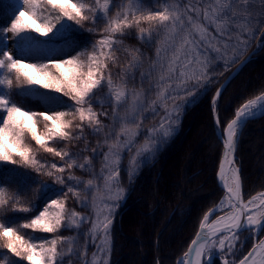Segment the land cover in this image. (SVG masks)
<instances>
[{
	"label": "snow or ice",
	"instance_id": "snow-or-ice-1",
	"mask_svg": "<svg viewBox=\"0 0 264 264\" xmlns=\"http://www.w3.org/2000/svg\"><path fill=\"white\" fill-rule=\"evenodd\" d=\"M257 3L260 10L250 7ZM12 15L10 27H0V162L53 177L63 188L24 222L0 220V250H7L0 264H15L13 258L26 264H65L66 257H76L81 264H109L113 214L127 194L120 178L125 151L135 149L125 168L131 183L140 164H146L158 145L174 133L182 106L177 100L189 102L187 98L194 97L196 89L211 82L209 70L214 64L223 62L228 67L257 32L264 34V0H153L151 6L145 0H19ZM61 21H74L81 27L89 23L92 27L86 31L100 33V38L90 50L85 47L75 55L49 57L41 63H28L23 55L18 58L7 50L8 32L26 43L33 38L21 34L47 36ZM133 30L141 43L153 47L152 57L125 43ZM21 42L18 46L23 48ZM118 52L125 57L123 62ZM113 68L118 71L114 73ZM137 73L138 86L133 83ZM14 85H40L62 93L74 104L67 111L28 110L12 99ZM20 94L30 96L31 92ZM219 96L217 90L214 106ZM258 112H264V92L243 103L220 129L223 153L217 179L224 196L202 217L192 246L177 264H206L205 256L210 264L214 249L234 255L240 232L258 236L264 230V191L245 200L235 156L243 126ZM146 113L160 118L147 128L145 142L138 147ZM219 124L217 114V127ZM85 129L102 137L95 147L89 146ZM81 140L84 146L77 151L68 147ZM57 143L63 146H54ZM41 152L58 160L41 159ZM88 152L92 155H85ZM100 157L97 172L93 160ZM75 170L88 178L77 176ZM69 194L91 215L70 209ZM9 208L19 213L33 211L19 194L10 195L0 186V214ZM213 215L215 219H210ZM89 221L91 226L83 233L89 239L82 245L80 229ZM61 229L75 234L59 235ZM22 230H31L33 235L26 237ZM38 232L52 235L37 237ZM89 244L96 248L90 260ZM222 264L237 261L225 258ZM239 264H264V239H258Z\"/></svg>",
	"mask_w": 264,
	"mask_h": 264
},
{
	"label": "trees",
	"instance_id": "trees-1",
	"mask_svg": "<svg viewBox=\"0 0 264 264\" xmlns=\"http://www.w3.org/2000/svg\"><path fill=\"white\" fill-rule=\"evenodd\" d=\"M114 2L118 3V0ZM145 3L151 6L153 0H145ZM16 7H18L17 0H0V20L2 17H6L7 20L13 19L12 13ZM250 7L260 10L258 3ZM261 20L264 21V18ZM57 25L61 30L56 36L41 38L38 34H31V37L51 43L52 50L64 41L80 40L86 44H92L100 38V33L94 34L86 31L88 27H92L89 23L81 27L74 21H61ZM98 26L102 27V22L98 21ZM210 31L215 35L214 29L210 28ZM124 39L126 44L140 48L147 57L153 56V47L141 43L135 36V30ZM262 43H264V34L257 32L255 37L249 41L246 50H242L234 63L225 67L223 62H217L210 68L211 82L196 89L195 96L187 98L189 102L177 100V103L182 106L174 133L167 142L158 145L155 155L146 164H140L139 174L131 183L128 181L125 168L130 157L135 154V149L132 152L125 151L121 162L120 178L127 194L114 215L109 264H176L187 244L197 233L202 217L220 201L224 191L217 182L220 141L216 134L212 98L217 88L239 62L257 44ZM117 54L123 62L125 59L123 54L119 52ZM147 67L146 59L144 68ZM116 71L118 69L113 68V72ZM133 83L138 86L139 73H137V80ZM261 92H264V46H258L257 53L250 57L216 103L221 126L223 127L233 117L235 111L244 102ZM57 94L60 95L61 101L68 105L74 104L69 97H65L62 93ZM12 99L28 110L44 111L40 99L23 96L15 91V87ZM67 110H69L68 107L62 111ZM160 114L163 115L162 112ZM145 115L148 117L144 120L145 132L137 137L138 147L145 142L147 128L157 124L160 118L159 116L153 117L149 113ZM104 122L110 123L107 119ZM85 134L90 147H95L96 141L102 140L100 136H93L88 129H85ZM54 146L62 147L63 145L57 143ZM83 146V140L74 141L68 145L73 151ZM85 155H92V153L88 152ZM40 156L41 159L58 160L42 152ZM101 159L102 157L93 160L97 172L101 167ZM237 162L241 166L245 198L248 199L264 191V118L248 126L247 130L241 134L237 148ZM75 174L85 179L88 178V175L80 170H75ZM0 186L5 187L10 195L19 194L22 202L33 206L31 213L13 212L9 208L0 214V220L14 218L17 224L42 210L45 200L56 198V194L63 188L55 183L53 177L41 175L19 164L12 165L4 162H0ZM69 208H75L76 211L85 215H91L89 209L82 208L71 198V194H69ZM90 226L91 221L83 224L80 229V244L82 245L89 239L83 233ZM22 234L26 237L33 235L31 230H22ZM58 234L68 236L74 235L75 232L61 229ZM35 235L48 238L52 234L38 232ZM263 236L264 230L259 233L258 239ZM251 242L253 240L243 246L242 255L251 249ZM95 251V246L89 244L87 247L89 260ZM6 252V249L0 250V260L3 259L2 253ZM13 259L15 264H26L19 258ZM69 260L71 264H81V260L76 257H66L65 264H68ZM213 264L222 263L215 258Z\"/></svg>",
	"mask_w": 264,
	"mask_h": 264
},
{
	"label": "rangeland",
	"instance_id": "rangeland-1",
	"mask_svg": "<svg viewBox=\"0 0 264 264\" xmlns=\"http://www.w3.org/2000/svg\"><path fill=\"white\" fill-rule=\"evenodd\" d=\"M18 2V6H19V0H17ZM11 25V19L7 20L6 17H2L0 20V27H10ZM60 27L57 25V27L53 30L52 33H49L47 36H42L39 33H27V34H21L23 35H29L31 36V34H38L41 36V38H47V37H51V36H56L60 33ZM7 41H5L6 45H7V50L13 52L14 55H16L18 58L21 57L23 55V57L26 59V62L28 63H41V62H47V59L49 57L51 58H66V54H71V55H75L77 52L82 51L83 48L87 47L89 50L91 49V45L92 44H86L80 40H71V41H64L62 43H60V45H58L56 48H54L53 50L50 48V46L52 45L51 43H46L42 40H35L33 39L30 42H21V37H16L14 36L11 32L7 33ZM18 42H21L24 44L23 48H21L20 46H18ZM30 45V46H29ZM15 91L22 93L24 91H30L31 92V97H35L40 99L41 103L43 104V108L44 111H48L49 108H53L55 110H63L64 108H66L68 106V103L61 101V97L60 95H58L57 93L49 90V89H45L40 85H32L27 86V85H23V87H17L15 86ZM49 97L53 98V99H48ZM236 112V111H235ZM42 123H41V127H42ZM50 198H47L45 200L48 201ZM45 202L43 204V206L45 205ZM120 204V203H119ZM43 208V207H42ZM118 207L115 209L114 214H113V221H114V215L117 211ZM113 226V224H112ZM112 230V228H111ZM245 233V234H244ZM244 233H241L239 235V240L237 242V246L234 249V255L229 254L227 251L223 252V253H218L217 250H213L212 254H218L220 255L222 258H227V259H235L237 262L239 261V259L242 258V253H243V246L247 245L249 243L250 240H253L252 245L255 243L256 237L257 235H253L252 233L245 231ZM241 242L242 243V247H241ZM252 248V247H251ZM205 262L207 264V256L205 258ZM213 264V261L212 263Z\"/></svg>",
	"mask_w": 264,
	"mask_h": 264
},
{
	"label": "water",
	"instance_id": "water-1",
	"mask_svg": "<svg viewBox=\"0 0 264 264\" xmlns=\"http://www.w3.org/2000/svg\"><path fill=\"white\" fill-rule=\"evenodd\" d=\"M258 46H259V44H257L256 45V47L243 59V60H241L240 62H239V64L229 73V75L225 78V80L220 84V86L217 88V90H220V96H221V94L224 92V90L226 89V87L228 86V84L237 76V74L241 71V69L246 65V63L249 61V59H250V57L252 56V55H254V54H256L257 53V51H258ZM217 90L215 91V93H214V96H213V98L215 97V95H216V92H217ZM220 96L216 99V102H215V106L213 105V98H212V107H213V117H214V122H215V124H216V115L218 114V112H217V109H216V103L219 101V98H220ZM219 116V115H218ZM234 116H235V114L233 115V117L232 118H234ZM231 118V119H232ZM264 118V112H258L254 117H252V118H249L248 120H247V122H246V124L243 126V128H242V131H241V133H240V136H241V134L242 133H244L245 132V130H247V127L248 126H251L252 124H255V123H257V122H259V121H261L262 119ZM230 119V120H231ZM220 121V120H219ZM226 125V124H225ZM225 125H224V127H225ZM221 128H223L222 126H221V124H219V127H217V125H216V134H217V137H218V139H219V141H220V156H219V161H218V165H217V174H218V168H219V164H220V161H221V159H222V153H223V143H222V141H221V139H220V129ZM240 136H239V139H240ZM238 144H239V141H238ZM238 144H237V148H238ZM235 156H236V162H237V150H236V153H235ZM237 164H238V162H237ZM239 165V164H238ZM239 167H240V169H241V166L239 165ZM241 174V173H240ZM242 177V176H241ZM217 182H218V179H217ZM242 182H243V180H242ZM218 184H219V186H220V183L218 182ZM221 187V186H220ZM243 192H244V186H243ZM244 198H245V194H244ZM245 200H247L246 198H245ZM218 204V203H217ZM216 204V205H217ZM215 205V206H216ZM214 206V207H215ZM213 207V208H214ZM212 218V217H211ZM198 231H199V229H198ZM198 231H197V233H198ZM197 233L195 234V236L190 240V242L187 244V246H186V248H185V251L183 252V254L188 250V248L190 247V246H192V244H191V242H192V240H194L195 238H196V235H197ZM241 233V232H240ZM262 239H264V237L262 238ZM251 250V249H250ZM249 250V251H250ZM183 254L179 257V259L183 256ZM214 257H218V258H220L221 259V261L224 259V258H221L218 254H212V257H211V261H210V264H211V262H212V260L214 259ZM179 259L177 260V262L179 261ZM207 263H208V260H207ZM177 264V263H176ZM237 264H239V261L237 262Z\"/></svg>",
	"mask_w": 264,
	"mask_h": 264
},
{
	"label": "bare ground",
	"instance_id": "bare-ground-1",
	"mask_svg": "<svg viewBox=\"0 0 264 264\" xmlns=\"http://www.w3.org/2000/svg\"><path fill=\"white\" fill-rule=\"evenodd\" d=\"M223 215V214H222ZM210 219H211V217H210ZM205 258H206V256L204 257V261H205ZM208 258V257H207ZM179 259V258H178ZM177 263V262H176Z\"/></svg>",
	"mask_w": 264,
	"mask_h": 264
}]
</instances>
